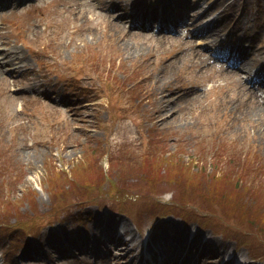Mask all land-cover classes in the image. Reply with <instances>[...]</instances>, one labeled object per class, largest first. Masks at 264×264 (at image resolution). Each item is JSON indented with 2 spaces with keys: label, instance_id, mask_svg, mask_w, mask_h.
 <instances>
[{
  "label": "rangeland",
  "instance_id": "rangeland-1",
  "mask_svg": "<svg viewBox=\"0 0 264 264\" xmlns=\"http://www.w3.org/2000/svg\"><path fill=\"white\" fill-rule=\"evenodd\" d=\"M73 1L75 40L47 15L68 16L69 0H23L21 15L0 9V60H8L1 52L11 46L25 59L16 67L23 77L14 71L0 80L2 264H129L125 255L106 253L116 243L109 231L155 222L147 252L156 249L154 259L164 255L165 264H207L203 259L223 247L247 264H264V124L218 104L239 91L238 81L221 66L210 76L217 65L193 58L189 49L198 41L152 35L130 28L128 19L116 23L113 16L123 11L113 6L132 0ZM218 1L225 8L215 26L221 38L232 19L239 36L246 33L242 39L264 55V0ZM182 2L180 8L192 4ZM160 68L163 78L154 79ZM166 79L193 88L169 96L172 115L155 105L157 85ZM222 79L231 81L215 86ZM259 107L264 116V104ZM194 211L217 225L205 230L214 253L169 230L187 232L193 223L177 216L194 221Z\"/></svg>",
  "mask_w": 264,
  "mask_h": 264
},
{
  "label": "bare ground",
  "instance_id": "bare-ground-1",
  "mask_svg": "<svg viewBox=\"0 0 264 264\" xmlns=\"http://www.w3.org/2000/svg\"><path fill=\"white\" fill-rule=\"evenodd\" d=\"M144 1L145 0H132L130 3L124 2V5L118 4L117 6L122 8V9H125L127 6L130 7V9H134L135 6L137 7V5H141ZM132 15L133 14H129L127 16H118L117 17L118 21H116V23H121L122 22V24H123V21L125 19H127V18L132 17ZM214 35L217 37L218 33L213 31V33L210 34L208 37H211V36H214ZM187 42L190 43V40H187ZM4 53H5V55H8V56L9 55H13L14 56V58H13L14 60H17L19 62L23 61L24 56L21 53H19L14 46H11V49H7ZM258 53L261 55L262 52H258ZM241 54H242V52H240V55ZM261 56H264V55H261ZM241 59H243L242 62H245V59L243 57H241ZM248 63L252 67L257 65V68H256L257 71H259V72L263 71L264 63L262 64L260 62V60L257 58V56H254L251 59H249ZM158 66H161V63H158ZM154 67L157 68V64H155ZM231 69H233V68H231ZM164 70H165V68H160L159 71H161V72L157 73V69H156V70H154L151 73V75L154 76V79L160 80V78H163L162 77L163 76L162 71H164ZM226 72L230 73L231 76H233V77H238L240 75V71L238 73L237 71L226 70ZM214 73H215V71H213V75H215ZM144 80H146V79H144ZM27 81H32V80L27 79ZM168 82H169V79L164 80V84H166V85L164 87H162V84H158L157 85V89H156L158 91L156 96L159 98V100H155V105H156L157 110L159 108L160 109L164 108L161 111V113H164V115H167L168 113L171 114V111H172L171 109L167 108V106L169 104V100L166 101L169 98L170 95L181 97V96L187 95L186 93L192 92V90H193L192 87H182V86L173 87ZM241 86H242V89H243V93L242 94H240L239 91L237 93L233 92V94H229V96H230L229 99H224L225 101L222 98H219L218 99V104L219 103H223V104L227 103L229 105H232L233 107L236 108L237 111L240 110V113H241L240 115H245V114H248V113L253 115V116L257 115V117H255L256 121L258 123H263L264 124V116H259L260 112H258L260 110L262 111L263 107H259V106H261V104H263V102L262 101L261 102L257 101L256 104H259V105H255V106L250 105V102L253 103L252 101L257 100L259 98V96L255 92L253 93V91L250 89L251 87L244 86L242 83H241ZM245 93H250V96L247 99L244 96ZM55 104L59 105L60 103L59 104L55 103ZM165 119H166V117L162 116L161 119H160V122H166ZM255 130H257V129H255ZM172 232L177 233V234L178 233L179 234H183L184 233V231H173V230H172Z\"/></svg>",
  "mask_w": 264,
  "mask_h": 264
}]
</instances>
